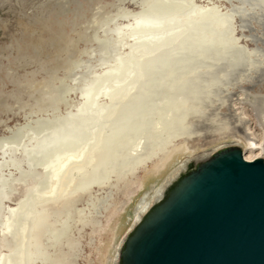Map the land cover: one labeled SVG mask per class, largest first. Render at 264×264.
I'll return each instance as SVG.
<instances>
[{"label": "rangeland", "instance_id": "obj_1", "mask_svg": "<svg viewBox=\"0 0 264 264\" xmlns=\"http://www.w3.org/2000/svg\"><path fill=\"white\" fill-rule=\"evenodd\" d=\"M154 1L0 0V224L6 206L34 186L48 188L40 156L31 167L27 155H40L35 151L77 114L84 92L129 53L135 17ZM165 2L185 13L216 6L226 14L225 29L162 71L168 80H155L158 87L143 102L142 130L127 131L121 138L127 144L96 170V182L71 191L90 165L87 174H74L62 198L41 206L31 245L35 264H110L141 195L188 156L237 142L247 156L262 152L264 159V0ZM139 140L145 155L133 167V155L122 154ZM12 248L0 230V254Z\"/></svg>", "mask_w": 264, "mask_h": 264}, {"label": "bare ground", "instance_id": "obj_2", "mask_svg": "<svg viewBox=\"0 0 264 264\" xmlns=\"http://www.w3.org/2000/svg\"><path fill=\"white\" fill-rule=\"evenodd\" d=\"M181 6L165 0H155L149 8L136 16L131 28L134 43L130 45L129 53L118 58L117 66L109 68L84 92V102L77 114L63 130L55 134V138L45 141L35 151V154L40 155H27L31 167L35 158H41L39 165L50 182L48 188L41 190L34 186L15 206H6L0 230L11 240L13 248L10 252L0 254V264H35L36 253L31 251V245L35 221L38 215L45 212L41 206L62 198L76 181L74 174H87V167L90 165L92 172L71 191H80L86 185L96 182V170L116 156L115 149L127 144L129 138L122 142L121 138L132 130H137L136 133L142 130L143 102L158 87L153 85L155 80H168L166 75L161 76L162 71L166 69L170 72L177 68V63L183 62L176 59L180 52L189 53L194 46H209V37L225 29L226 14H218V7L201 6L185 13ZM180 16L187 18L181 19ZM200 39L206 41L199 42ZM100 97L106 98L105 101L102 100L103 104ZM154 103L156 101L152 100L151 104ZM151 110L153 112L155 109ZM151 113L147 112L144 116ZM134 123L137 129L134 128ZM233 143L235 147L248 153L245 146ZM51 146L55 148L54 155H48ZM252 149L259 150L260 146ZM143 150L139 140L128 153L124 152L122 155H133V166L138 158L145 155ZM214 151L202 152L178 161L161 183L152 185L141 195L132 213L128 233L115 244L110 264H119L120 252L126 239L152 204L164 200L181 176L208 160L215 154ZM247 153L244 155L245 159L253 161L259 159L262 152L252 151L249 156Z\"/></svg>", "mask_w": 264, "mask_h": 264}, {"label": "water", "instance_id": "obj_3", "mask_svg": "<svg viewBox=\"0 0 264 264\" xmlns=\"http://www.w3.org/2000/svg\"><path fill=\"white\" fill-rule=\"evenodd\" d=\"M228 147L181 176L137 224L119 264H264V159Z\"/></svg>", "mask_w": 264, "mask_h": 264}, {"label": "crops", "instance_id": "obj_4", "mask_svg": "<svg viewBox=\"0 0 264 264\" xmlns=\"http://www.w3.org/2000/svg\"><path fill=\"white\" fill-rule=\"evenodd\" d=\"M31 189H29V191H30ZM29 191L27 192V193H29Z\"/></svg>", "mask_w": 264, "mask_h": 264}]
</instances>
